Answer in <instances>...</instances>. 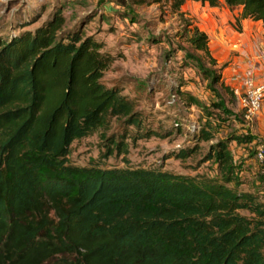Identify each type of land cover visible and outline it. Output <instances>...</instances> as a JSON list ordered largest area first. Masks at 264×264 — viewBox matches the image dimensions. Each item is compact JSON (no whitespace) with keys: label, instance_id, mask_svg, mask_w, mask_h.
I'll return each instance as SVG.
<instances>
[{"label":"trees","instance_id":"obj_1","mask_svg":"<svg viewBox=\"0 0 264 264\" xmlns=\"http://www.w3.org/2000/svg\"><path fill=\"white\" fill-rule=\"evenodd\" d=\"M131 1L179 13L187 1L218 7L222 0ZM223 1L264 24V0ZM75 2L58 4L35 30L0 38V264H264V201L229 185L234 159L226 142L208 157L221 180L130 164L127 139L158 133L145 129L134 100L104 83L115 59L104 43L86 34L85 22L66 29L64 10ZM186 34L216 63L207 33ZM113 120L136 128L108 140V154L124 155L126 165L72 164L73 142L106 132ZM211 138L206 129L198 135Z\"/></svg>","mask_w":264,"mask_h":264},{"label":"rangeland","instance_id":"obj_2","mask_svg":"<svg viewBox=\"0 0 264 264\" xmlns=\"http://www.w3.org/2000/svg\"><path fill=\"white\" fill-rule=\"evenodd\" d=\"M68 1L0 0V38L35 30L58 4ZM77 1L64 10L66 29L74 30L85 22L86 34L104 43V50L115 57L104 73V83L119 87L134 100L145 129L158 133L137 141L127 139L130 164L221 180L217 163L208 157L224 141L234 159L235 180L229 185L264 201V171L256 157L264 141V102L254 121H246L231 81L237 72L264 66V24L241 18V9H231L223 0L218 7L187 1L179 13L163 3L137 5L125 0L124 6L121 0ZM194 27L208 34L216 63L189 43L186 32ZM210 71L221 75V81L216 83ZM190 97L198 102L191 104ZM127 129L135 135V127L113 120L106 132L73 142L70 162L124 167V155H109L107 144ZM203 129L211 133L210 140L198 141ZM195 146L198 149L191 156H175ZM49 219L56 224L53 210Z\"/></svg>","mask_w":264,"mask_h":264},{"label":"built area","instance_id":"obj_3","mask_svg":"<svg viewBox=\"0 0 264 264\" xmlns=\"http://www.w3.org/2000/svg\"><path fill=\"white\" fill-rule=\"evenodd\" d=\"M232 91L241 105L244 119L254 121L264 102V66L250 67L231 78ZM256 157L264 171V141L256 149Z\"/></svg>","mask_w":264,"mask_h":264}]
</instances>
